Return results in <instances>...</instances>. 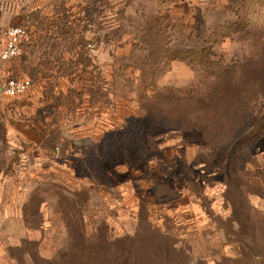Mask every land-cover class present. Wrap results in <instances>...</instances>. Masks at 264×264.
I'll list each match as a JSON object with an SVG mask.
<instances>
[{"label":"rangeland","instance_id":"obj_1","mask_svg":"<svg viewBox=\"0 0 264 264\" xmlns=\"http://www.w3.org/2000/svg\"><path fill=\"white\" fill-rule=\"evenodd\" d=\"M50 1L23 48L75 64L5 102L0 264H264V0Z\"/></svg>","mask_w":264,"mask_h":264},{"label":"crops","instance_id":"obj_2","mask_svg":"<svg viewBox=\"0 0 264 264\" xmlns=\"http://www.w3.org/2000/svg\"><path fill=\"white\" fill-rule=\"evenodd\" d=\"M0 3L2 6L7 5L5 7L3 15L0 14V30H2V37H1V45L0 50L4 45L5 42V36H4V28L11 24V25H25L29 32V38H39L41 34L44 32L40 30L39 23H42L43 21H46V14L48 13V10L50 9V0H0ZM9 7V8H8ZM4 9V8H3ZM54 48H44L37 45H26L23 48L22 55L17 58L16 60L9 61L6 63H3L0 60V65L4 66L5 72L7 74H10L11 76H26L30 78L31 80V86L29 90L22 96H28L27 100L36 104V102L39 100L40 93L37 90L38 85H43L46 83V81H49L48 73L46 72V67L53 64H58V66H74L75 64V57L74 53L75 51L71 49V51H63V55L60 57L59 60L54 59L53 57H45L44 51H48V55ZM67 49V48H66ZM69 50V49H68ZM102 54H106V50L104 49ZM52 62V63H51ZM40 68V70H38ZM44 71V73H43ZM60 76L59 78H65V76ZM58 77V76H57ZM18 97H11L6 94H4L0 89V112H2V116L0 115V118L3 120L4 123L0 124V131L2 133V138L0 139V143L4 144L5 141V132L6 137L8 138H15V127L11 125L10 122H8V119H10V111L9 108L5 106V102L10 101L14 98ZM25 107V105L23 106ZM32 112V110L29 111V113ZM84 128V127H83ZM82 129V128H81ZM81 134V133H80ZM20 143L28 141V137H25L23 132L20 133ZM18 140V138H17ZM32 142L29 140L28 144ZM26 144V143H24ZM43 141L42 144L39 141L38 147H43ZM2 148V147H1ZM27 152V158L28 162L26 163L29 167H37L40 164L42 165V169L44 165L47 164V166H50L52 169L55 167L54 161L50 162L47 159H44L42 157H39L35 155L30 156V152ZM27 172V170L25 171ZM0 174H3L1 171ZM22 178V177H21ZM25 179V178H24ZM26 180V179H25ZM22 183V180H21ZM14 189L17 190V188H20V181H14ZM23 185V184H22ZM43 200H41L42 202ZM25 203V202H24ZM21 205V212L24 211V205Z\"/></svg>","mask_w":264,"mask_h":264},{"label":"built area","instance_id":"obj_3","mask_svg":"<svg viewBox=\"0 0 264 264\" xmlns=\"http://www.w3.org/2000/svg\"><path fill=\"white\" fill-rule=\"evenodd\" d=\"M5 42L0 50V60L3 63L16 60L22 55L23 46L29 39V32L25 25H7L4 28ZM91 46V44H89ZM31 86L30 78L26 76H11L0 65V89L11 97L24 95Z\"/></svg>","mask_w":264,"mask_h":264}]
</instances>
